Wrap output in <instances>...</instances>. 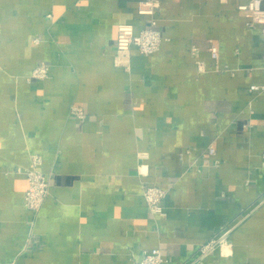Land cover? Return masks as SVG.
<instances>
[{
	"label": "crops",
	"instance_id": "obj_1",
	"mask_svg": "<svg viewBox=\"0 0 264 264\" xmlns=\"http://www.w3.org/2000/svg\"><path fill=\"white\" fill-rule=\"evenodd\" d=\"M138 1L0 0V263L133 264L160 247L163 264H264V90L249 88L264 45L246 0H160L161 47L132 46L128 71L117 28L147 25ZM40 61L49 76L28 80ZM32 153L50 174L33 225ZM147 185L168 190L164 214ZM225 231L227 252L201 256Z\"/></svg>",
	"mask_w": 264,
	"mask_h": 264
},
{
	"label": "built area",
	"instance_id": "obj_2",
	"mask_svg": "<svg viewBox=\"0 0 264 264\" xmlns=\"http://www.w3.org/2000/svg\"><path fill=\"white\" fill-rule=\"evenodd\" d=\"M160 0H139L137 6V12L140 14L148 15L147 25L135 32L134 26L131 23H120L117 28L116 38V52L115 62L129 71L130 68V50L132 46H136L137 49L143 54H151L158 51L164 40L161 31L156 28L157 18H155V10L159 6ZM238 8L244 11L246 16V25L251 28H259L261 36L263 38L264 45V0H246L238 5ZM199 48L193 45L191 48L192 54L198 53ZM211 56L216 61V69L219 70V47L216 40H211L209 46ZM264 55V54H263ZM198 68L200 71L205 70V62L203 60H197ZM50 66L44 61L38 62L31 74L28 76V80L32 79H44L49 76ZM250 91H262L264 85L251 84ZM251 105V101L249 102ZM70 115L77 118H84V108L78 104H72L70 107ZM217 152L214 144H209L207 147V154L215 155ZM43 162L42 155L39 153H32L30 155V162L24 173L27 176L28 188L24 194V200L26 206L33 212V218L31 219V225L34 224L35 218L43 206L47 196L49 195L50 188V174L42 171L41 165ZM21 171V168H20ZM138 171L146 174L148 173L143 166H139ZM168 190L156 185H147L144 189L143 195L147 202L150 212L154 214H164L165 206L164 200L167 196ZM228 231H225L221 236L213 237L207 242L201 244L199 250L200 255L205 256L216 248H223L230 243L227 240ZM164 256L160 247H153L147 250L140 260H135L133 264H163ZM2 264V263H0ZM8 264H14L10 262Z\"/></svg>",
	"mask_w": 264,
	"mask_h": 264
}]
</instances>
